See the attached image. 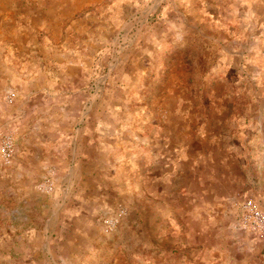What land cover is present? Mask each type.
Masks as SVG:
<instances>
[{"label": "rangeland", "instance_id": "1", "mask_svg": "<svg viewBox=\"0 0 264 264\" xmlns=\"http://www.w3.org/2000/svg\"><path fill=\"white\" fill-rule=\"evenodd\" d=\"M264 0H0V264H264Z\"/></svg>", "mask_w": 264, "mask_h": 264}, {"label": "built area", "instance_id": "2", "mask_svg": "<svg viewBox=\"0 0 264 264\" xmlns=\"http://www.w3.org/2000/svg\"><path fill=\"white\" fill-rule=\"evenodd\" d=\"M246 213L247 215L244 216L245 225L264 237V213L254 210L247 211Z\"/></svg>", "mask_w": 264, "mask_h": 264}]
</instances>
